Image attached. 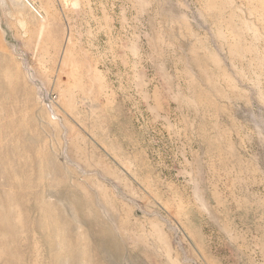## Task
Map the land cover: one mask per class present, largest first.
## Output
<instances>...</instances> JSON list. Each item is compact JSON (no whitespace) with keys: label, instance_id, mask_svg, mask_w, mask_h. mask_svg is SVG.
Listing matches in <instances>:
<instances>
[{"label":"rangeland","instance_id":"obj_1","mask_svg":"<svg viewBox=\"0 0 264 264\" xmlns=\"http://www.w3.org/2000/svg\"><path fill=\"white\" fill-rule=\"evenodd\" d=\"M0 264H264V0H0Z\"/></svg>","mask_w":264,"mask_h":264},{"label":"bare ground","instance_id":"obj_2","mask_svg":"<svg viewBox=\"0 0 264 264\" xmlns=\"http://www.w3.org/2000/svg\"><path fill=\"white\" fill-rule=\"evenodd\" d=\"M33 10H35L33 7H32V5L30 6ZM36 13H37V11H36ZM38 14V13H37Z\"/></svg>","mask_w":264,"mask_h":264}]
</instances>
